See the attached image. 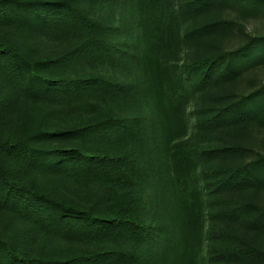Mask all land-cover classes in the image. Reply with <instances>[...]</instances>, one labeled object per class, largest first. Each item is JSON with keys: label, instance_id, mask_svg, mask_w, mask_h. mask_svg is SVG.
I'll return each mask as SVG.
<instances>
[{"label": "trees", "instance_id": "1", "mask_svg": "<svg viewBox=\"0 0 264 264\" xmlns=\"http://www.w3.org/2000/svg\"><path fill=\"white\" fill-rule=\"evenodd\" d=\"M226 1L0 0V264H264V36L213 42Z\"/></svg>", "mask_w": 264, "mask_h": 264}, {"label": "rangeland", "instance_id": "2", "mask_svg": "<svg viewBox=\"0 0 264 264\" xmlns=\"http://www.w3.org/2000/svg\"><path fill=\"white\" fill-rule=\"evenodd\" d=\"M245 5L249 7V3ZM264 2L254 6V12L246 13L242 2L235 0L226 1L223 5L215 8L210 17L217 18L225 22V31L213 38V42H219L223 50H233L238 48L247 37L264 36ZM245 9V10H244ZM248 11V10H247ZM205 40L197 44H190L182 48L180 60H184L186 55L195 49H204ZM43 50L47 48L45 44ZM264 85V67L249 73L238 86V91L248 93L251 90ZM192 105V104H190ZM241 140L247 146L246 158L251 159L256 154H264V129L254 127L244 135ZM259 203L264 206V193L259 197ZM264 245V242H263Z\"/></svg>", "mask_w": 264, "mask_h": 264}]
</instances>
